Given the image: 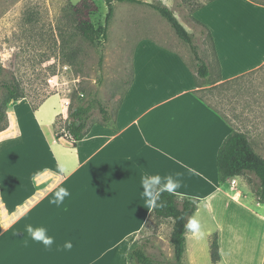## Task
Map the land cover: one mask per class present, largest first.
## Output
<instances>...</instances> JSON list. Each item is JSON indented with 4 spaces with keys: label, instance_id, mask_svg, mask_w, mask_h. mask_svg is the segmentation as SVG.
Instances as JSON below:
<instances>
[{
    "label": "crops",
    "instance_id": "1",
    "mask_svg": "<svg viewBox=\"0 0 264 264\" xmlns=\"http://www.w3.org/2000/svg\"><path fill=\"white\" fill-rule=\"evenodd\" d=\"M194 16L212 33L221 81L264 64L263 3L213 0ZM142 40L115 127L95 123L77 145L53 133L47 142L45 128L65 113L62 98L53 94L37 109L26 98L12 103L0 131V264H131V246L153 219L141 197L145 174L178 175L175 193L201 199L193 216L203 235L186 233L185 264L200 263L215 233L219 264H264V202L252 176L221 181L217 168L232 126L196 94V73L178 52ZM60 187L71 196L57 207L49 201ZM28 225L48 229L51 249L31 240Z\"/></svg>",
    "mask_w": 264,
    "mask_h": 264
},
{
    "label": "rangeland",
    "instance_id": "2",
    "mask_svg": "<svg viewBox=\"0 0 264 264\" xmlns=\"http://www.w3.org/2000/svg\"><path fill=\"white\" fill-rule=\"evenodd\" d=\"M80 1L0 0L1 79L19 82L32 106L57 94L66 108L57 118L56 126L54 123L51 130L45 128L47 142L52 141V133L55 136V127L58 132L65 131L69 107L84 102L91 93H97L115 112L132 81L134 49L142 39L152 38L179 53L196 73V94L202 96L232 128L248 133L255 149L264 156V64L228 83L221 81L212 42L204 28L192 20L196 5L207 0L163 1L195 34L200 55L210 66L208 77L199 76L189 45L177 36L165 18L145 3L153 0L115 2L107 36H101L95 43L82 37L69 18L70 5ZM88 1L97 7L91 14L92 22L96 27L105 25L108 13L105 0ZM255 1L264 4V0ZM174 80V87L183 85ZM3 93L4 89L0 87V101ZM11 105L8 117H11ZM93 119H100L98 109L93 111ZM249 178L255 180L253 176ZM172 223L171 219L158 222L153 217L138 239L148 254L166 260V264H175L174 250L168 242ZM204 239L201 242H207ZM190 243L192 246V239ZM200 255L199 264H213L211 249ZM131 264L137 263L132 261Z\"/></svg>",
    "mask_w": 264,
    "mask_h": 264
},
{
    "label": "trees",
    "instance_id": "3",
    "mask_svg": "<svg viewBox=\"0 0 264 264\" xmlns=\"http://www.w3.org/2000/svg\"><path fill=\"white\" fill-rule=\"evenodd\" d=\"M117 1L143 3V0H105L108 6L106 24L96 27L91 20V14L96 10V5L88 0H82L78 4L70 5L69 18L72 20L77 32L82 37L91 43H95L101 38V36H107L108 25L112 20L115 2ZM211 1L213 0H207L206 2ZM145 3L165 18L173 27L177 36L189 45L197 63L199 76L208 77L210 75V66L200 55L199 46L195 42V34L185 27L175 14L174 10L163 0H153L152 2ZM204 3L196 5L193 13L200 9ZM192 20L204 28L212 42L215 53L214 39L208 26L195 18L194 15H192ZM217 72L219 77H221L219 61H217ZM2 73L3 67L0 63V87L4 89L3 97L0 101V131L6 129L8 125L9 105L26 97L20 83L17 81H3L1 79ZM232 80L223 83H228ZM199 98L204 101L202 96H199ZM122 102L123 99L117 110L112 112L98 97L97 93H91L90 97L84 102L69 107V117L65 131L58 132L55 127V138L57 140L64 139L73 145H77L78 141L82 140L89 133L95 123L115 127L117 112ZM207 105L212 108L209 104ZM38 106L39 105H33V109H37ZM95 109H98L100 113V119L98 121L93 119V111ZM217 168L221 181L239 175H252L256 180L250 181L253 183L255 196L259 202H264V156L257 152L248 133L242 130L232 129V131L225 137L218 150ZM200 201L201 199L199 198L181 196L177 193L163 192L160 196V201H158V203H163V207L152 209L151 216L158 222L164 219H171L173 222L170 241L174 250L175 264H183V258L187 246V231L185 229V224L197 211ZM210 249L212 262L214 264H219L221 261V254L217 233H215L211 239ZM129 257L131 263L132 261H135L137 264L167 263L164 259L148 254L145 250L144 244H139L138 240L131 246Z\"/></svg>",
    "mask_w": 264,
    "mask_h": 264
},
{
    "label": "clouds",
    "instance_id": "4",
    "mask_svg": "<svg viewBox=\"0 0 264 264\" xmlns=\"http://www.w3.org/2000/svg\"><path fill=\"white\" fill-rule=\"evenodd\" d=\"M60 172H63V168H59ZM181 187V180L179 176L173 177L171 175L161 177L159 174L147 175L141 177V197L144 200L146 208L151 210L156 207H163V203H158L160 201V196L163 192L175 193V191ZM71 192L66 187H60L55 193L52 200L49 201L50 204H54L60 207L64 204L65 198L70 197ZM185 229L187 232H191L194 237H200L203 235L201 230V223L196 216L191 217L185 224ZM27 234L31 237V240L41 243L45 248L51 249L55 242V238L48 234V229L45 227L33 228L31 225L27 226ZM27 244V240H25ZM73 248V243L67 241L64 244V249L71 250Z\"/></svg>",
    "mask_w": 264,
    "mask_h": 264
}]
</instances>
